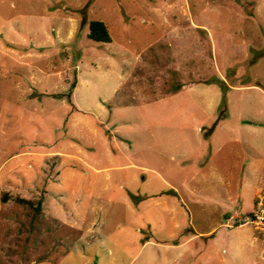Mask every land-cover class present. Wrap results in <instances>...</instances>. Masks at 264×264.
Returning <instances> with one entry per match:
<instances>
[{"label":"rangeland","instance_id":"1","mask_svg":"<svg viewBox=\"0 0 264 264\" xmlns=\"http://www.w3.org/2000/svg\"><path fill=\"white\" fill-rule=\"evenodd\" d=\"M263 191L264 0H0V264H264Z\"/></svg>","mask_w":264,"mask_h":264},{"label":"trees","instance_id":"2","mask_svg":"<svg viewBox=\"0 0 264 264\" xmlns=\"http://www.w3.org/2000/svg\"><path fill=\"white\" fill-rule=\"evenodd\" d=\"M88 31L86 33V37L89 40H92L94 42H110L111 37L108 33L107 26L105 23L101 20H89L87 23ZM4 197V196H3ZM19 202L25 203L29 206H32L35 210H39L40 208V201H30L22 198H16ZM251 213L248 214V217H250ZM247 217V218H248ZM242 223V222H241Z\"/></svg>","mask_w":264,"mask_h":264},{"label":"built area","instance_id":"3","mask_svg":"<svg viewBox=\"0 0 264 264\" xmlns=\"http://www.w3.org/2000/svg\"><path fill=\"white\" fill-rule=\"evenodd\" d=\"M247 223L253 225L264 237V191L256 197L253 210Z\"/></svg>","mask_w":264,"mask_h":264},{"label":"crops","instance_id":"4","mask_svg":"<svg viewBox=\"0 0 264 264\" xmlns=\"http://www.w3.org/2000/svg\"><path fill=\"white\" fill-rule=\"evenodd\" d=\"M215 130V129H214ZM214 132V131H213Z\"/></svg>","mask_w":264,"mask_h":264}]
</instances>
